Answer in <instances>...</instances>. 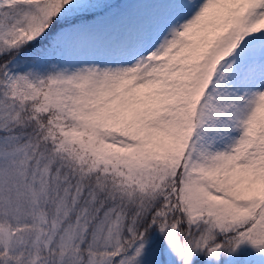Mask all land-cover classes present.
<instances>
[{
  "label": "snow or ice",
  "instance_id": "obj_1",
  "mask_svg": "<svg viewBox=\"0 0 264 264\" xmlns=\"http://www.w3.org/2000/svg\"><path fill=\"white\" fill-rule=\"evenodd\" d=\"M0 264H264V0H0Z\"/></svg>",
  "mask_w": 264,
  "mask_h": 264
}]
</instances>
